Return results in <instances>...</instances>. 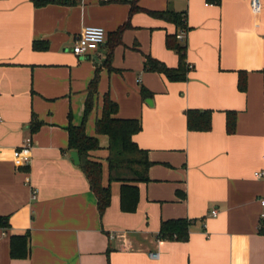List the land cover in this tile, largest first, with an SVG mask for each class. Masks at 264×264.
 Masks as SVG:
<instances>
[{
    "label": "crops",
    "instance_id": "1",
    "mask_svg": "<svg viewBox=\"0 0 264 264\" xmlns=\"http://www.w3.org/2000/svg\"><path fill=\"white\" fill-rule=\"evenodd\" d=\"M132 3L186 13L185 82L144 70L146 55L177 66L176 53L165 46L176 28L143 12L130 15ZM127 21L107 67L108 34ZM88 26L102 27L106 41L77 57L71 48ZM36 41L47 49L33 50ZM96 68L98 94L86 134L96 136L107 93L117 117L141 121L133 140L152 163L132 214L121 212L113 188L99 216L67 148V127L81 124ZM141 87L152 97L143 99ZM193 109L211 111L209 131L187 129L186 112ZM228 111L236 112L233 134L226 131ZM32 116L42 122L35 133ZM26 138L33 145L29 165L17 167L13 153ZM97 138L104 151L107 137ZM261 172L264 6L253 14L250 0H79L41 8L32 0H0V217L8 224L0 230V264H264V176H255ZM178 218L193 221L188 241L158 239L160 223ZM24 233L29 255L12 259L10 236Z\"/></svg>",
    "mask_w": 264,
    "mask_h": 264
},
{
    "label": "trees",
    "instance_id": "2",
    "mask_svg": "<svg viewBox=\"0 0 264 264\" xmlns=\"http://www.w3.org/2000/svg\"><path fill=\"white\" fill-rule=\"evenodd\" d=\"M79 0H32L35 8H41L49 4L74 5ZM207 4L219 5L221 0H205ZM143 12L149 17L171 23L175 26L176 32L166 35L165 46L172 50L178 57L175 68H169L161 61L146 55L144 70L163 75L169 82H185L187 73L191 68L186 62L185 39L180 41L177 35L187 34L191 28L187 25L185 12L172 10L152 11L138 7L135 3L130 6V15ZM130 28L127 21L119 26L114 32L108 34L109 49L106 59L109 67L113 49L121 44L123 32ZM178 31V32H177ZM33 50L47 49L46 42H33ZM238 89L245 90L246 80L244 72H239ZM99 69L96 68L93 78L88 84L84 111L80 125H73L69 122L68 150L75 151L79 157L78 168L85 176L89 190L96 199V207L100 217L104 215L111 203L113 185L118 186L119 206L123 213L132 214L137 211L139 202V184L149 182V168L152 163L148 159L146 150L141 149L133 140V137L142 130L141 121L138 119H123L117 117L118 107L106 93L102 100L100 117L95 121V135L86 134V122L93 110L98 94ZM143 99L152 97V93L145 87L140 88ZM211 111L188 110L186 112V125L189 131L207 132L211 129ZM226 114V131L228 134L235 132L236 112L228 111ZM70 118V115H69ZM35 116L30 122V131L35 133L40 126ZM97 136L107 137L105 154L101 155L103 148L100 146ZM181 197H183L181 195ZM193 221L185 218L169 219L160 223L157 238L165 241L186 242L189 239V229ZM8 228L7 217H0V230ZM259 232L264 233V224L261 222ZM29 234L10 236L9 254L12 259H26L29 255Z\"/></svg>",
    "mask_w": 264,
    "mask_h": 264
},
{
    "label": "built area",
    "instance_id": "3",
    "mask_svg": "<svg viewBox=\"0 0 264 264\" xmlns=\"http://www.w3.org/2000/svg\"><path fill=\"white\" fill-rule=\"evenodd\" d=\"M102 3H111L118 0H100ZM264 6V0H250V8L253 14H258ZM177 39L183 41L182 33L177 35ZM106 41V32L102 27L88 26L85 27L79 36L75 39V42L71 48V52L77 57L87 56L89 53L97 51ZM31 138H26L23 144L15 149L13 153V162L17 167H26L29 165L30 153L32 149ZM256 177L264 176V172L255 173ZM264 206V201H261ZM212 216H216L217 212L213 210ZM261 218H264V213L261 214ZM152 256V255H151ZM152 257H155L152 256Z\"/></svg>",
    "mask_w": 264,
    "mask_h": 264
},
{
    "label": "water",
    "instance_id": "4",
    "mask_svg": "<svg viewBox=\"0 0 264 264\" xmlns=\"http://www.w3.org/2000/svg\"><path fill=\"white\" fill-rule=\"evenodd\" d=\"M70 158L73 161L74 165H78L79 164V157H78L77 152L71 151Z\"/></svg>",
    "mask_w": 264,
    "mask_h": 264
},
{
    "label": "rangeland",
    "instance_id": "5",
    "mask_svg": "<svg viewBox=\"0 0 264 264\" xmlns=\"http://www.w3.org/2000/svg\"><path fill=\"white\" fill-rule=\"evenodd\" d=\"M100 154H101V155H104V154H105V151H101ZM113 188H114V190H115V189L117 190V189H118V186H117L116 184H114V185H113Z\"/></svg>",
    "mask_w": 264,
    "mask_h": 264
}]
</instances>
